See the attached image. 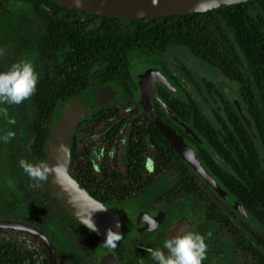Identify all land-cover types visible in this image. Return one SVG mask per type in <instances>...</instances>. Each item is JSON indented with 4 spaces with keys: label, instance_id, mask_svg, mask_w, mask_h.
I'll list each match as a JSON object with an SVG mask.
<instances>
[{
    "label": "trees",
    "instance_id": "obj_1",
    "mask_svg": "<svg viewBox=\"0 0 264 264\" xmlns=\"http://www.w3.org/2000/svg\"><path fill=\"white\" fill-rule=\"evenodd\" d=\"M15 12L23 15L13 31V46L18 53L26 51L33 66L29 78L16 79L20 87L13 129L17 151L12 154L16 153L13 157L19 173L16 191L0 201V220L29 224L41 231L54 246L56 264H99L95 254L100 242L106 241H100L67 214L49 188L47 146L52 128L69 102L97 88L102 107L92 110L77 127L87 121L88 129L100 128L107 136L127 127L126 152L140 153L144 147L138 131L141 95L138 83L131 79L129 59L133 55L185 47L237 84L242 112L252 123L255 139L233 103L206 81L208 93L219 102L213 114L224 127L220 136L225 141L219 140L212 121L194 99L174 96L173 91L162 88L161 100L175 119L187 123L190 119L193 129L209 144L210 150H203L205 168L264 169V0L204 13L137 20L91 16L50 0H0V24ZM172 89L179 93L176 86ZM111 100L115 102L110 105ZM171 154L177 161L176 168H190L173 151ZM169 155L162 160L166 167L173 163ZM69 156L71 164L70 147ZM130 174L134 184H148L145 174L133 170ZM218 178L222 184L236 183L225 172ZM255 178L260 180L247 183L255 187L254 195L262 198L264 215V174ZM140 193V189H133L124 195ZM0 264H48V255L31 235L0 230Z\"/></svg>",
    "mask_w": 264,
    "mask_h": 264
},
{
    "label": "flooded vegetation",
    "instance_id": "obj_2",
    "mask_svg": "<svg viewBox=\"0 0 264 264\" xmlns=\"http://www.w3.org/2000/svg\"><path fill=\"white\" fill-rule=\"evenodd\" d=\"M151 69L159 71L166 79L169 91L174 93L176 89L172 87L176 86L180 95L194 99L167 70ZM189 76L188 80L201 93L195 79L193 82ZM202 81L204 84L205 80ZM162 88L166 87L155 82L156 98L165 109L154 102V113L193 150L215 186L207 183L183 160L190 168L175 167L177 161L171 154V151L175 153L174 149L141 107L138 131L144 147L140 148V153L126 152L127 127L107 136L100 128L88 129L87 121L82 123L70 139L72 177L94 199L113 211L115 206L128 200L140 202L139 210L132 216L121 214L126 220L119 239L122 243L106 241L111 248L107 255L114 254L120 264H264L263 202L261 197L254 195L255 187L247 183L249 180L259 181L254 176H262L264 169L223 168L213 171L205 168L203 150L209 149V144L193 129L190 119L187 123L172 116L161 100ZM211 124L219 140L225 141L220 136L225 132L223 125L216 120ZM167 155L173 161L170 167L162 162ZM132 170L145 174L148 184H134ZM223 172L231 175L236 183L222 184L218 175ZM250 175L252 178L248 177ZM182 181L188 184H179ZM257 187L262 189L261 185ZM133 189H140V195H124ZM143 215L155 219L154 222H146ZM175 226L177 230H173Z\"/></svg>",
    "mask_w": 264,
    "mask_h": 264
},
{
    "label": "water",
    "instance_id": "obj_3",
    "mask_svg": "<svg viewBox=\"0 0 264 264\" xmlns=\"http://www.w3.org/2000/svg\"><path fill=\"white\" fill-rule=\"evenodd\" d=\"M68 10H75L91 16L120 18L128 20L155 19L188 14L204 13L212 10L238 5L252 0H50ZM160 82L166 88L169 83L157 70L149 69L139 77V105L151 122L159 129L176 155L198 172L207 183L214 185L212 179L204 172L191 148L176 135L153 111L154 102H158L154 84ZM114 95V94H113ZM248 131L255 139L256 134L250 120L243 114L240 103L233 100ZM102 107L99 89H90L69 102L56 120L47 146V178L52 194L57 198L63 210L76 222L95 235L100 241L112 242L122 238V227L126 224L124 217L101 202L94 199L89 191L80 185L71 175L69 147L71 136L78 123L85 119L92 110ZM148 223L154 222L145 215ZM143 219V221H144ZM142 221V223H143ZM25 232L36 238L47 251L48 264H56L54 246L38 229L17 221L0 220V230ZM177 230V226L173 228ZM99 264H120L114 254L103 258Z\"/></svg>",
    "mask_w": 264,
    "mask_h": 264
},
{
    "label": "rangeland",
    "instance_id": "obj_4",
    "mask_svg": "<svg viewBox=\"0 0 264 264\" xmlns=\"http://www.w3.org/2000/svg\"><path fill=\"white\" fill-rule=\"evenodd\" d=\"M17 13L15 12L9 20L0 24V201L9 199L16 191L19 173L18 161L13 157L16 153L12 154V151H17V146L13 141V129L17 122L16 99L20 87L19 83L16 84V79L29 78L33 66L27 52L18 53L13 46V31L19 24L22 14ZM129 68L131 79L135 83H138L141 74L148 69L167 70L174 76L181 88L192 95L203 113L212 122L215 121L213 110L216 111L219 102L213 100L202 80L220 91L226 101L233 103V100L237 99L241 103L238 85L192 56L185 47L172 46L163 53L146 56L133 55L129 59ZM186 71L194 77L201 93L197 92L193 83L188 80ZM172 94L177 96L179 93ZM215 99L217 100L216 97ZM114 102L111 100L110 105ZM139 204L138 200H128L113 209L120 214L132 216L139 210ZM110 249L107 242H100L95 260L100 262L107 256Z\"/></svg>",
    "mask_w": 264,
    "mask_h": 264
}]
</instances>
